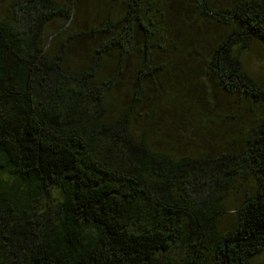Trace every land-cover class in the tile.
Returning <instances> with one entry per match:
<instances>
[{"label":"trees","instance_id":"obj_1","mask_svg":"<svg viewBox=\"0 0 264 264\" xmlns=\"http://www.w3.org/2000/svg\"><path fill=\"white\" fill-rule=\"evenodd\" d=\"M257 41L264 0H10L0 12V264H256L264 81L243 55ZM188 76L214 88L205 106H217L216 89L232 97L228 118L253 109L242 151L237 138L218 153L181 150L163 111L174 99L181 117L200 102L192 80L179 87ZM250 177L256 191L220 232L232 183Z\"/></svg>","mask_w":264,"mask_h":264},{"label":"rangeland","instance_id":"obj_2","mask_svg":"<svg viewBox=\"0 0 264 264\" xmlns=\"http://www.w3.org/2000/svg\"><path fill=\"white\" fill-rule=\"evenodd\" d=\"M10 0H0V12H4ZM61 2H66L68 0H57ZM76 17V16H75ZM86 22V13L82 16H77L74 22V26H83ZM55 25L53 24V28ZM243 62L246 71H248L255 78L264 81V42H255L251 47L244 53ZM193 81V84L190 82ZM179 87L185 90L188 89L190 83L194 87L195 95H191V98L200 97V102H191V109L182 112V116L179 117L176 114V106L174 99H171L166 104V109H164V123L167 125L171 132L178 137L181 145V150L188 152L193 149L194 153L192 156H199L200 151L212 150L213 153H218L220 150H225L230 148L234 142L233 139L237 138V142L234 144L235 149L242 151L247 144V138L252 139V133L245 135V132L250 126H256L258 122L254 119L256 114H254L253 109L249 105H246L237 116L233 118H228L227 115V105H225V99L228 96L218 92L216 89V96L218 99L217 106L203 104V99L206 101L208 96L211 95L208 90H214L210 85L208 87L204 86L203 80H199L198 76L195 77H180ZM167 97L163 95L162 101ZM232 97H228L229 100L233 102ZM170 99V98H169ZM227 99V100H228ZM196 101V100H195ZM178 110V109H177ZM200 112L207 113L209 119L206 120L209 129L205 132L201 131L200 127L197 125V120L202 116ZM235 111L228 114H234ZM261 114V112H260ZM235 115V114H234ZM216 116V121H215ZM179 119L182 120L181 124L178 123ZM193 119H196L193 120ZM244 130V131H243ZM249 132V131H248ZM243 180V179H242ZM241 182V181H239ZM258 186L257 178L250 177L244 179L242 185L236 184V181L231 185V194L225 199L226 208H229L227 214L224 216H216L215 224L219 228L220 232L229 228L234 222L235 213L234 208L237 206L238 201L242 200L246 193H254ZM256 264H264V252L259 253L255 257ZM206 264H215L213 260H209Z\"/></svg>","mask_w":264,"mask_h":264}]
</instances>
